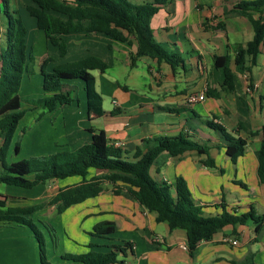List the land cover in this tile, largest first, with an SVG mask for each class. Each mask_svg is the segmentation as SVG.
Returning a JSON list of instances; mask_svg holds the SVG:
<instances>
[{"label":"crops","instance_id":"obj_1","mask_svg":"<svg viewBox=\"0 0 264 264\" xmlns=\"http://www.w3.org/2000/svg\"><path fill=\"white\" fill-rule=\"evenodd\" d=\"M129 1L136 5L145 2ZM242 1L254 0H168L152 18L151 25L157 42L169 52L177 53L183 58L184 66L176 70L167 64L159 66L149 58L140 59L137 66L132 67L134 45L113 41L102 34L80 33L64 36L68 52L62 57L58 48L56 50L49 47L51 51L48 49L49 45H53L42 32L50 53L44 54L40 61L35 57V74L31 76L40 75L43 88L41 67L47 58L53 59L47 66V71L51 72L58 65L89 56L99 57L110 66L105 73L93 72L106 114L102 117L91 115L83 83L69 82L83 92V106L79 105V95L75 93L77 101L72 105L57 108L37 121L42 109L26 103L24 109L27 111L26 115L29 114L27 118H32V122H29L31 127H22L19 135L25 137L27 133L31 144L34 143L37 150L43 148V143L50 135H56L57 138L64 136L66 144L59 147H72L70 151L74 152L91 142L89 129L93 128L104 131L110 144L121 148L128 158L133 159L146 139L177 138L184 134L210 146V156L215 160L217 168L206 167L203 164L206 157L195 152L186 153L181 157L162 154L151 169L154 179L172 185L178 177H183L194 202L206 207V216L220 215L222 204H226L227 210L238 215L248 213L252 207L258 214H264V184L260 183L257 173L258 152L264 140V44L257 65L250 73L234 65L233 47L246 45L254 37L249 17L226 16ZM26 5H32V2H27ZM2 8L4 6L0 0V30L5 31ZM12 9H18L14 0ZM259 16L258 13L251 14L253 19H258ZM219 24H223L224 28L217 29ZM4 46L5 42L1 39L0 48L3 49ZM29 49L32 52V48ZM226 55L232 58L231 67L235 74L236 89L231 94L221 87L224 80L223 69L214 65L215 57ZM110 72H116V75ZM26 76L30 77L25 75L24 79ZM210 89L217 91L216 97L208 94ZM204 92V102L195 105L188 103L190 95ZM44 93L46 94L45 91ZM18 96L24 104L26 101L19 93ZM32 97V100L40 99ZM106 99H109L108 107ZM23 121L24 119L17 131ZM208 121L224 127L230 133H234L241 124L249 132L259 134L250 137L246 130L236 133L237 137L246 139L248 144L245 155L234 164L226 153L220 135L207 126ZM58 129L61 131L60 135L57 134ZM1 141L0 138V143ZM10 150L11 147L8 153ZM8 156L9 154L6 160ZM106 174V171L91 169L88 180L94 177L102 178ZM237 181L246 184L247 189L237 184ZM81 182V177H73L41 185L44 187L42 195H34L33 198L19 196V191L27 189L5 185L0 190V196L5 197L8 207L30 208L41 205L45 197L51 196V192L55 197L60 190L74 187ZM112 190L108 188L98 197L74 205L60 216H56L63 220L66 216L70 219L79 218L83 224L86 223L87 234L93 231L96 224L106 220L116 222L119 227L118 223L121 224L123 218L129 216L132 219L131 229L139 232L146 246L142 258H137L134 253L125 260V264H131L132 259L136 260L137 264H231L233 261L244 260L249 254L254 256L255 263L264 264V231L261 232L262 236H259L251 222L246 226H239L237 235L233 234V228H227L213 240L201 243L196 257L191 258L188 249L184 248L187 247L185 231H171L168 224L157 223L156 215L145 211L129 194L127 188L125 191L128 196H116ZM49 209L42 207L28 217L35 220V214L38 213L40 216L55 218L56 216H49ZM22 228L24 230L27 227L16 223L0 224V264H19L22 255L25 258L24 264L39 263L40 255L35 246L28 243L31 254L27 257L29 255L17 244V234L9 233ZM114 235L111 240L96 239L90 235L91 244L103 247L115 245ZM106 241L111 243L105 244ZM121 241L117 244L126 242ZM233 241L237 244L234 245ZM135 249L136 245L134 251Z\"/></svg>","mask_w":264,"mask_h":264},{"label":"trees","instance_id":"obj_2","mask_svg":"<svg viewBox=\"0 0 264 264\" xmlns=\"http://www.w3.org/2000/svg\"><path fill=\"white\" fill-rule=\"evenodd\" d=\"M32 5H25L26 11L36 20L37 28L45 34L46 39L59 49L62 57L66 56L68 47L64 36L85 33L87 35H105L113 41L126 43L135 47L132 56V67L142 58L156 61L158 65L167 64L173 70L184 66L183 58L177 53L166 50L155 39L151 25L152 18L164 7L168 0H145L136 5L129 0H30ZM4 6L5 31L0 30V40L5 42L4 51L0 48V184L22 189H32L67 178L81 177L82 182L74 187L60 190L53 199L58 205V213L63 214L74 205L98 197L103 188L101 180L125 186L129 194L147 212L156 215L157 223H166L171 231L183 230L187 236V249L191 258H195L199 246L208 242L227 228H233L237 235L239 226L253 223L255 232L264 231V214H258L254 207L248 213L238 215L226 209L222 204V213L206 216V207L194 202L186 180L178 177L174 184L158 182L151 175V169L162 154L181 157L195 152L205 156L203 164L217 168L210 156V146L201 144L182 134L177 138H153L143 141L134 158L127 157L121 148L110 144L104 131L89 129L91 142L77 151L65 149L48 157L28 158L8 163L7 154L16 136L20 122L26 115L24 104L18 93L25 75H33L32 62L34 55L28 46V30L18 10L12 9V0H2ZM258 13V19L251 17ZM250 18L254 37L246 45L233 47L234 65L250 73L257 65L264 44V0L242 1L226 14ZM224 28L219 24L217 29ZM47 58L41 67L43 89L47 96L28 102L34 108L42 109L37 121L57 108L68 107L77 101L74 86L69 82H82L86 93L87 105L91 115L102 117L106 114L103 98L96 88L95 71L105 73L110 66L96 56H89L79 61L58 65L47 71L52 62ZM247 63H249L247 65ZM214 65L223 69L224 80L221 85L227 93L236 89L235 74L232 69V58L229 55L215 57ZM217 91L210 89L209 95L216 97ZM207 126L218 133L223 141L227 155L236 164L246 152L248 141L237 137L236 133L246 130L240 124L234 133L224 127L208 121ZM248 131V130H246ZM249 132V131H248ZM259 133L249 132L250 137ZM21 138L16 141L15 152L19 154ZM91 169L106 171L102 178L88 180ZM223 172V171H222ZM258 178L264 184V140L258 152ZM243 188L247 185L236 182ZM121 189L115 193L120 194ZM44 207L43 204L30 208L8 207L4 196H0V224L16 223L29 227L40 247L41 264L49 263L46 255V239L34 220L28 216ZM118 230L114 221H102L96 224L90 235L96 239L111 240ZM134 255V244L126 241L103 247L90 244L83 254H65L64 260L72 264H125V260ZM231 264H257L252 254L244 260Z\"/></svg>","mask_w":264,"mask_h":264},{"label":"rangeland","instance_id":"obj_3","mask_svg":"<svg viewBox=\"0 0 264 264\" xmlns=\"http://www.w3.org/2000/svg\"><path fill=\"white\" fill-rule=\"evenodd\" d=\"M27 2H31V1L30 0H14V4L18 8L17 10L19 11L27 27V30H28V45L30 48H32L34 57H36V59L40 61L44 54L50 53L51 49H49V47H54V46H51V45L48 46V49L50 51L47 49L46 39L43 36L42 32L38 30L36 20L33 17H31L30 14L25 9V5ZM2 11L4 12V8H2ZM4 48L2 49V51H4ZM54 48L57 50L56 47ZM34 65H35V60L32 62V70H34ZM110 74L116 75V72H110ZM39 76L40 75L38 76L30 75V77L26 76V78L22 82L21 88L19 90V94L21 95V98L24 101H26L24 102V108H26L25 107L26 103L32 100L33 98L32 96H35L36 98L37 97L44 98L43 95H46L42 88V79ZM74 90L79 95L80 101H78V103L82 107L83 106V99H82L83 92L80 91L76 86H74ZM29 92L31 93L29 95H26ZM109 104H110L109 99H106V106L108 107ZM28 115H26V117L24 118V121L22 122L21 127L17 131V136L13 139L11 143V150H10V153H8L9 154L8 160H7L8 163H12L13 161L16 162L22 159L33 158V157H37V158L48 157L50 155H54L64 150L63 147H59L60 145L66 144V142H64L65 141L64 136L57 138L56 135L55 137L50 135L47 138V140L43 143L44 145L42 146L43 148L42 149L40 148L38 150L35 149L36 147H34L35 146L34 143L31 144L32 143L30 142L31 138L28 137L27 133L25 137L20 136L19 135L20 129L22 127H25V126L26 127L29 126V128L31 127V125H29V122L30 120L32 122V118L28 119L27 118ZM59 130L60 129H58L57 134L59 133L60 135L61 131ZM19 137L21 138V143L22 142L23 143H22V151L18 154L15 152V145ZM1 139L2 141L0 143V146L1 144H3L2 143L3 138ZM71 148H65V150L70 151L73 149ZM1 171L2 169L0 166V172ZM91 179L93 178H90V180ZM101 186L103 188V191H102L103 193L109 188V189H113L112 192L116 196H122V194L125 196H128L127 192L125 191L126 190L125 186L120 187L119 185L112 183L110 181H106V180H101ZM2 187H5V185L0 184V190L2 189ZM42 188L44 187L40 185V186H36L29 190L19 191L18 194L19 196H25L26 198L27 197L33 198L34 195H38V194H40L41 196ZM118 188L121 189L120 194L115 193L116 189ZM50 195L51 196L45 197L46 198L45 201L41 204H43V206L47 209L50 208L48 212V214H50L49 216H56V215L60 216V214L58 213V205L53 204V199L56 196L53 197L52 192L50 193ZM53 206L55 207L53 208ZM35 215L36 216L34 217L35 218L34 221L39 226V228L42 230L45 236V239H46V255H47V259L49 263L51 264H72L71 262L69 261L67 262L66 260H64L62 256H64L65 254H83L87 252V249H89V245L91 244V239H90L91 237H90V234H87L88 232L86 231V226H85L86 223L83 224L82 220L80 221L79 218L75 219L74 217L70 219V217L68 218L67 216L63 220L59 216H56L55 218H51V217L47 218L46 215L40 216L38 213H36ZM39 220H42V222H39ZM131 221L132 219H130L129 216H126L123 218V221L121 223L122 225L118 223L119 227L114 235V238L116 239L114 243L117 244L118 242H122L121 240L132 241L133 244L136 245V249L134 251L135 255L137 256V258H142L145 252L146 245L144 244V241L142 237L140 236L139 232L131 229V225H132ZM24 230L23 228L19 230L18 229L12 230L13 232H9V233L17 234V237L19 238L17 244H19V246L21 247V250L22 248L25 250L26 255H29L27 257H30V254H31V252L28 250V243L34 245L38 252V255H40V247H39L37 240L34 237L33 231L29 227L24 228ZM91 231L92 230H90V232ZM258 235L262 236V234H258ZM108 242L111 243L110 241H106L105 244H109ZM24 259L25 258L22 255L20 258L19 264H24ZM130 262L131 264H137V261L134 259L130 260ZM236 262H239V261H236ZM38 264H41V259L39 260ZM140 264H143V263H140Z\"/></svg>","mask_w":264,"mask_h":264},{"label":"built area","instance_id":"obj_4","mask_svg":"<svg viewBox=\"0 0 264 264\" xmlns=\"http://www.w3.org/2000/svg\"><path fill=\"white\" fill-rule=\"evenodd\" d=\"M206 100V93H201V94H192L188 97V103L189 104H199L202 103ZM233 244L236 245L237 242L233 241ZM185 249H187V247H184Z\"/></svg>","mask_w":264,"mask_h":264}]
</instances>
